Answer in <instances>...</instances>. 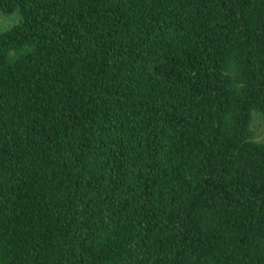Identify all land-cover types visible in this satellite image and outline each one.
<instances>
[{
	"label": "trees",
	"instance_id": "trees-1",
	"mask_svg": "<svg viewBox=\"0 0 264 264\" xmlns=\"http://www.w3.org/2000/svg\"><path fill=\"white\" fill-rule=\"evenodd\" d=\"M0 13V264H264V0Z\"/></svg>",
	"mask_w": 264,
	"mask_h": 264
},
{
	"label": "rangeland",
	"instance_id": "rangeland-1",
	"mask_svg": "<svg viewBox=\"0 0 264 264\" xmlns=\"http://www.w3.org/2000/svg\"><path fill=\"white\" fill-rule=\"evenodd\" d=\"M14 16H8V15H3L0 13V32L7 27L8 24L11 23L13 20ZM253 128L254 131L256 132L257 138L259 140L264 139V119L261 118L260 116H254V121H253Z\"/></svg>",
	"mask_w": 264,
	"mask_h": 264
}]
</instances>
